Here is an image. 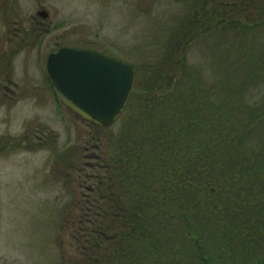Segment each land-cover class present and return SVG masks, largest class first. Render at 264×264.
Returning a JSON list of instances; mask_svg holds the SVG:
<instances>
[{
	"label": "trees",
	"instance_id": "16d2710c",
	"mask_svg": "<svg viewBox=\"0 0 264 264\" xmlns=\"http://www.w3.org/2000/svg\"><path fill=\"white\" fill-rule=\"evenodd\" d=\"M180 2L117 131L61 161V264H264V0Z\"/></svg>",
	"mask_w": 264,
	"mask_h": 264
},
{
	"label": "rangeland",
	"instance_id": "374dc122",
	"mask_svg": "<svg viewBox=\"0 0 264 264\" xmlns=\"http://www.w3.org/2000/svg\"><path fill=\"white\" fill-rule=\"evenodd\" d=\"M182 10L180 0H0V264H61L65 208L78 197L61 161L95 153L97 132L49 88L47 56L92 47L148 65ZM190 61L201 64L200 52Z\"/></svg>",
	"mask_w": 264,
	"mask_h": 264
},
{
	"label": "water",
	"instance_id": "95a60500",
	"mask_svg": "<svg viewBox=\"0 0 264 264\" xmlns=\"http://www.w3.org/2000/svg\"><path fill=\"white\" fill-rule=\"evenodd\" d=\"M45 73L56 99L74 116L101 129L116 122L136 80L132 61L92 47L59 48L47 56Z\"/></svg>",
	"mask_w": 264,
	"mask_h": 264
},
{
	"label": "flooded vegetation",
	"instance_id": "af4514ba",
	"mask_svg": "<svg viewBox=\"0 0 264 264\" xmlns=\"http://www.w3.org/2000/svg\"><path fill=\"white\" fill-rule=\"evenodd\" d=\"M5 92H9L5 87H3L2 88ZM4 94V93H3ZM5 95H7L6 93L3 95V96H5Z\"/></svg>",
	"mask_w": 264,
	"mask_h": 264
}]
</instances>
